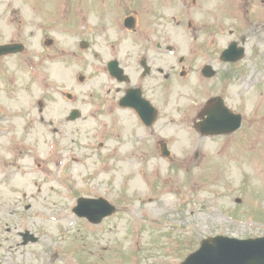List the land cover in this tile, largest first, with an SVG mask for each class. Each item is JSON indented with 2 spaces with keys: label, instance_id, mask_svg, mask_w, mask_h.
I'll return each instance as SVG.
<instances>
[{
  "label": "rangeland",
  "instance_id": "374dc122",
  "mask_svg": "<svg viewBox=\"0 0 264 264\" xmlns=\"http://www.w3.org/2000/svg\"><path fill=\"white\" fill-rule=\"evenodd\" d=\"M131 2L84 0L92 11L88 20L105 29L94 30L85 23L86 31L70 33L60 25L59 15H51L50 11H55L53 0H0V41L17 34L28 42L27 54L33 60L22 66L16 58L0 61V111L5 113L0 115V153L10 156L13 146L19 145L22 161L27 155L20 168L33 176L24 187L41 186L38 192L23 188L22 197H18L10 187L21 186L19 180L26 173L7 162L0 166V173L9 178H0L5 182L0 186L2 198L18 199L22 204L18 210L31 214L29 221H39L40 225L46 222L48 234L58 246L56 252L60 253L53 264H181L203 238L216 234L241 238L264 235V82L261 94L249 88L247 103H236L235 108L243 111L249 126L244 137L253 139L244 142L246 153H238L241 149L235 145L233 152L230 147L221 150L225 138L218 149L204 146L200 153H193V158L199 159L196 169L201 186L191 191V178L184 177V170L180 176L178 159L187 158L185 154L190 153L184 152L194 140L189 133L176 135L172 130L174 123L188 124V115H194V105L200 101L193 82L195 74L179 89L188 92L178 103L172 101L168 109L169 120L173 121L164 125L165 116H161L155 126L163 130L176 151L169 160L153 153L151 142L146 148L142 146L144 141L133 116L124 117L117 109H108L114 102L106 94L109 81L101 70L103 61L94 54L105 52L104 40L119 36V28L113 23L118 22L119 15L130 14L134 9ZM160 2L163 7L158 11L153 8V14H148L149 30L151 33L153 26V34L167 31L164 36L177 46L176 54L192 53L193 44L201 42L202 26L213 23L217 32L204 38L218 52L231 40L247 37L246 55L236 66L246 77H240L239 82L248 80L251 75L247 74L257 70L264 81V0H180L174 5L175 0ZM66 6L63 3L57 13ZM182 8L192 10L187 13L189 22L194 23L193 29L195 23L200 26L195 32L175 19ZM144 15L141 11L140 20ZM91 30L93 46L79 50L78 58H52L56 47L57 55L61 50L78 49L79 40L88 37L87 31ZM49 37L56 41V47L47 50L42 41ZM125 37L128 42L134 39L133 35ZM196 50L195 57L200 55ZM41 54L42 60L35 61ZM213 63L224 70L220 62ZM79 74L84 75L83 82L77 81ZM229 91L225 90L224 95L240 102L238 94L230 96ZM65 92H70L72 99L65 98ZM73 108L81 111V117L69 121L67 115ZM104 122L107 125L102 127ZM118 124L124 128L121 136L116 134ZM145 170L150 171L148 187L142 175ZM135 179L139 182L132 186ZM78 196H102L116 205L117 211L101 224L89 225L72 212ZM237 198L240 203L235 202ZM33 199L34 208H25L31 207ZM49 248L53 245L44 243V249Z\"/></svg>",
  "mask_w": 264,
  "mask_h": 264
},
{
  "label": "water",
  "instance_id": "95a60500",
  "mask_svg": "<svg viewBox=\"0 0 264 264\" xmlns=\"http://www.w3.org/2000/svg\"><path fill=\"white\" fill-rule=\"evenodd\" d=\"M226 53L237 55L239 51L232 52L230 48ZM74 210L98 222L113 209L102 200L79 199V205ZM210 242L204 241L200 250L188 257L185 264H264V237L248 240L216 237Z\"/></svg>",
  "mask_w": 264,
  "mask_h": 264
},
{
  "label": "flooded vegetation",
  "instance_id": "af4514ba",
  "mask_svg": "<svg viewBox=\"0 0 264 264\" xmlns=\"http://www.w3.org/2000/svg\"><path fill=\"white\" fill-rule=\"evenodd\" d=\"M134 47L137 52L141 53L140 57L137 53L133 55L135 60L137 62L138 61L140 62V60L142 61L144 59V61L150 67L149 74L147 76L141 75L137 86L141 89L143 95H148V92L150 93V95H153L154 90L153 87L151 86V69H152L151 60L156 57H160L159 55L162 54L163 51L169 50V48L166 46L163 49L161 43L158 42L152 43L149 39L145 40L143 43H136ZM126 56L127 55L124 54L122 56H119V58L122 60L124 68H131V66L125 62ZM159 69L162 70L161 68ZM166 76L168 77V74H166ZM162 81L163 80L161 79L159 81L161 87L163 86ZM7 253H8L7 248L2 244H0V264H9V256L7 255ZM37 264H42V262L38 261Z\"/></svg>",
  "mask_w": 264,
  "mask_h": 264
},
{
  "label": "bare ground",
  "instance_id": "6f19581e",
  "mask_svg": "<svg viewBox=\"0 0 264 264\" xmlns=\"http://www.w3.org/2000/svg\"><path fill=\"white\" fill-rule=\"evenodd\" d=\"M29 178H30V177H25V178L23 179V181H27ZM138 182H139V179H135V180H133V181H132V186L137 185Z\"/></svg>",
  "mask_w": 264,
  "mask_h": 264
}]
</instances>
